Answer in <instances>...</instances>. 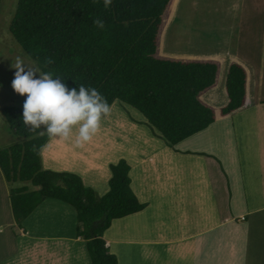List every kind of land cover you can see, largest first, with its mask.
<instances>
[{
	"label": "trees",
	"instance_id": "trees-1",
	"mask_svg": "<svg viewBox=\"0 0 264 264\" xmlns=\"http://www.w3.org/2000/svg\"><path fill=\"white\" fill-rule=\"evenodd\" d=\"M178 2L113 0L106 9L102 0H18L9 34L39 72L61 77L69 88L94 87L111 107L118 102L130 107L154 136L174 148L250 105L247 72L240 63L228 62V102L214 109L201 96L217 86L221 61L163 55L161 37ZM96 19L104 22L103 30ZM3 115L20 140L0 149V171L17 224L22 227L46 200L62 202L75 210L77 237L85 239L91 263L118 264L103 233L145 206L130 189L126 162L110 165L109 190L99 198L79 176L44 169L42 151L50 138L29 131L22 110L6 109Z\"/></svg>",
	"mask_w": 264,
	"mask_h": 264
},
{
	"label": "crops",
	"instance_id": "crops-1",
	"mask_svg": "<svg viewBox=\"0 0 264 264\" xmlns=\"http://www.w3.org/2000/svg\"><path fill=\"white\" fill-rule=\"evenodd\" d=\"M254 5L258 6L259 10H264V0ZM228 11L234 13L237 8ZM239 11L243 13L244 8ZM239 27L242 25L239 24ZM231 29L227 31L225 38L232 34ZM263 50L264 47L261 48V54L254 53L250 57L239 52L228 54L193 51L191 54L179 56L162 52L164 56L172 58L221 61L217 86L201 96L204 103L214 109H221L228 102L224 91L229 65L227 61L240 63L247 72L246 95L250 105L198 134L202 138L204 133L208 132L209 138L210 131L218 128L217 134L222 136V142L214 136L213 142L205 148V138L199 148L188 150L187 147L181 148L183 142L175 146L174 150H166L167 145L160 144L156 152L143 157L144 161L138 165L145 166V169L151 172L154 169L162 170L164 175L171 176L170 172L175 170L180 198L165 199L160 197L165 194L162 188L152 189V192L157 193V197L149 199L150 206L139 213L116 220L103 233L106 248L117 258L118 264H264V93L261 90L264 83ZM257 56L259 59L253 58ZM246 119L249 124L246 123L239 132L238 127L242 126V121ZM226 121L229 124L225 123ZM138 128L135 126L130 129V137L116 139L114 146L108 137H93L82 148H75L71 141L52 139L51 146L48 142L42 153H49L53 159L52 152L55 153L56 150L61 155L58 160H63L69 157L70 153L75 154L77 149L78 154H90L93 164L102 162L105 170H110V165H114L111 163H116L115 160L110 161L111 156L121 158L122 155L124 157L130 154L132 149H137L138 136L134 130ZM239 135H243L247 143L241 140L244 147L242 152L239 155L231 154L230 140H235ZM145 137L147 140L143 139V143H155L156 137L153 134ZM192 140L190 138L186 141L192 145ZM225 147L229 148L228 153H225ZM205 152L215 154L217 158L206 155ZM222 154L231 161H223ZM242 156L245 162L242 161ZM159 159L163 161L159 162ZM167 159L176 162L178 166L181 162L183 168H168ZM80 160L87 171L90 168L87 162L89 159L80 156ZM43 167L46 170L81 177L80 173L69 172L53 160L45 162ZM183 173L187 175L186 185ZM82 174H85V171H82ZM134 188V194H139L138 184ZM5 193L8 197L7 192ZM57 210L48 208L36 218V226L48 231L37 238H48L53 242L47 264H90L85 239L77 237L75 226L73 231L71 229V226L77 224L74 223L76 213L69 217L68 213L63 211L56 217ZM110 228L112 232H109ZM22 235H26L25 231L21 233V237ZM69 247L74 249L71 257Z\"/></svg>",
	"mask_w": 264,
	"mask_h": 264
},
{
	"label": "rangeland",
	"instance_id": "rangeland-1",
	"mask_svg": "<svg viewBox=\"0 0 264 264\" xmlns=\"http://www.w3.org/2000/svg\"><path fill=\"white\" fill-rule=\"evenodd\" d=\"M258 1L260 0H179L169 20L170 22L166 25V30L161 37L162 52L170 56L191 54L193 51L222 52L228 54H237L239 52L249 57L254 53L257 54L259 52L261 54V48L264 47V10H259L258 6L254 5V3ZM17 6L18 0H0V149L7 148L20 142L10 131L3 115L6 109L16 108L22 110V105L25 100V97L15 93L11 87L15 72V69L12 68L11 65L12 63L14 64L16 58L19 57L24 60L26 65L39 71L37 66L25 55L9 34V27L15 16ZM233 8H237V11L234 13L228 11ZM241 8H244L243 13L239 11ZM239 24L242 25V27H239ZM247 25L250 26L245 29ZM230 28H232V34L228 38H225ZM226 43H228L227 46ZM246 51H248V53ZM253 58L259 59L258 56ZM228 62L229 61H227V63ZM227 63L224 64L227 65ZM262 65L263 64H261V66ZM262 74V77H264V72ZM38 75L39 73H37V76ZM262 81H264V79ZM261 90L264 93V83ZM238 119L240 120L239 117ZM248 122L247 119L243 120V125L238 127V131L240 132L246 123L249 124ZM225 123L229 124L228 121ZM135 126L139 127L134 130L135 135L138 136L136 140L137 149L135 151L132 149L130 154L124 156L126 158H124L123 155L121 158H118L119 156L112 158L111 156L110 161H116V163L111 164H118V161L123 159L129 166L131 187L133 186L132 189L135 190L134 186L138 184L140 193L134 194L131 187L130 189L139 203L142 202V204L145 205L144 209L151 205L149 199L157 197V193L152 192V189L162 188L165 194L160 197L165 199L176 200L180 198L179 191L176 187L178 178L176 177L175 170L170 172L171 176H166L163 174L162 170L154 169L151 172L145 169V166L138 165L144 158L148 157V155L156 152L158 150V145H163L165 142L160 137L158 138L155 136V143H143V139L145 141L147 140L145 136H151L152 132L150 128L145 125L143 118L137 111L120 102L114 103L111 107L110 116L102 120L101 128L94 137H108L111 145L114 146V141L119 137H130L128 135L129 133L131 134L130 129L135 128ZM215 128H217V126ZM217 129H212V131H210L211 134L209 138L208 132L204 133L202 138L199 137V135L195 136V138L193 137V140L191 138L193 142L192 145H190V142L184 141L181 148L187 147V150L194 147L199 148L205 138L207 139L206 148L209 143L213 142L212 138L214 136L219 138V142H222V136L217 134ZM42 133L47 134L43 131ZM227 138H229V135ZM52 139L53 138H50V140ZM55 140L57 139H54V141ZM241 140L243 143H247L246 138L243 139V135L237 136L235 140H230V147H232L230 151L231 154L239 155L242 152L244 147L241 144ZM53 146H55V144ZM165 148L166 150L175 149V147L170 148L168 145ZM228 151L229 148L225 147V153H228ZM54 152L55 153L52 152L53 159L49 153H42L43 165L45 162L53 160L54 163H58L59 166L69 172L80 173V179L83 185L94 191L97 197L101 198L108 193L109 189L107 182L111 178V171L109 169L105 170L106 167H104L102 162H97L96 164L94 162V165L91 161L90 154H78L77 149L75 150V154L77 155L70 153L69 157L63 160H58L61 159V155L57 153L56 150H54ZM205 154H210L217 158L215 154L210 152H205ZM80 156L83 159H89L87 162L90 168L87 171L85 170L87 168L81 163ZM221 157L223 161H231L225 154H222ZM243 160L245 162L242 156V161ZM158 161L161 162L163 160L159 159ZM87 162H85V164H87ZM167 162L168 168H183L181 162H179V166L174 161L171 162L167 159ZM158 167H160V165H158ZM82 171H85V174H82ZM146 173L148 176H146ZM183 177L184 185L188 184L186 173H183ZM7 188L8 186L0 171V262L2 264H47L48 259H50L49 250H51V244L53 242L48 238H37L42 235L43 232L48 231L41 230L40 226H36V218H39L48 208L58 209L55 214L56 217L63 211H66L69 217H72L75 215V210L62 202L46 200L28 219H26V221H24L21 227L13 218L10 193ZM5 192H7L8 197H6ZM75 222L77 223L76 218L74 220V223ZM115 222L116 221H113L111 226ZM74 226L75 229H77L78 224L71 226L72 231ZM80 226L83 231L84 226ZM111 230L112 228H110L109 232H112ZM23 231H25L26 235H22L23 237H21ZM69 249V257H71L74 249L72 247H69ZM87 256L90 260V264H92L89 254H87Z\"/></svg>",
	"mask_w": 264,
	"mask_h": 264
},
{
	"label": "clouds",
	"instance_id": "clouds-1",
	"mask_svg": "<svg viewBox=\"0 0 264 264\" xmlns=\"http://www.w3.org/2000/svg\"><path fill=\"white\" fill-rule=\"evenodd\" d=\"M102 2L107 9L113 0ZM94 23L98 29L105 27L101 19ZM52 62L51 58L47 60L49 64ZM11 67L15 69L11 87L25 97L20 118L31 132L40 130L49 138L71 141L75 148H82L111 114L107 99L94 87L69 88L61 77L39 72L19 57Z\"/></svg>",
	"mask_w": 264,
	"mask_h": 264
}]
</instances>
